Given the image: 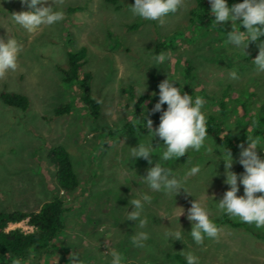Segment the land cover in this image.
<instances>
[{"label": "rangeland", "instance_id": "1", "mask_svg": "<svg viewBox=\"0 0 264 264\" xmlns=\"http://www.w3.org/2000/svg\"><path fill=\"white\" fill-rule=\"evenodd\" d=\"M115 1L64 0L63 5H56L48 0L38 7L62 9L65 18L28 32L11 16L31 9L21 0H0V38H14L22 46L19 67L0 79V95L16 93L28 101L26 109H21L6 106L0 98V210L35 212L55 197L64 200V229L55 242L57 253L44 256L40 264H70L72 253L84 264H111L113 250L123 255L122 264L187 263L182 252H192L200 264H264V228L217 209L216 203L230 189L221 159L224 150L213 139L206 141L213 154L203 148L189 150L184 157L165 162L159 159L164 151L159 137L109 134L125 120L144 122L153 115L159 102L158 85L165 79L180 89L185 87L178 81L186 62L192 67L189 85L195 98L206 102V117L221 120L225 133L233 138L252 132L251 123L264 115V72L253 63L264 37L245 41L249 43L245 50L229 44L232 22L217 25L213 20L205 26L198 18L192 20L189 12L194 0H186V9L169 14L163 24L133 16L130 5L134 0ZM236 23L239 28L240 21ZM80 51L84 53L81 72L90 74V91L99 104L97 119L85 108L79 83L62 82L68 54ZM160 53L168 59L157 65L152 57ZM232 72L237 79L231 78ZM145 84L143 95L149 99L136 116L134 100L122 90L132 87L136 99ZM60 105H68L69 113L56 115ZM162 107L167 109V105ZM259 138L258 154L264 159V134ZM151 140L152 164L132 158L131 148ZM58 146L69 153L78 180L73 192L58 187L55 169L47 159L48 151ZM239 159L240 154L233 156L231 169L238 177L244 174L239 171ZM158 161L179 176L196 164L202 170L189 178L187 192L182 189L176 197L168 196L151 190L143 179ZM238 187V195H243L239 180ZM144 194L152 202L144 205L142 218L148 223L141 229L138 221L128 220V212L134 210L130 200ZM196 199L210 209L222 229L217 239L205 238L203 245L189 234L192 224L187 213ZM179 208L184 209L182 216ZM180 226L182 241L165 239L166 231L180 230ZM13 228L31 231L25 222L8 226ZM139 231L149 235L144 247L131 242Z\"/></svg>", "mask_w": 264, "mask_h": 264}, {"label": "clouds", "instance_id": "2", "mask_svg": "<svg viewBox=\"0 0 264 264\" xmlns=\"http://www.w3.org/2000/svg\"><path fill=\"white\" fill-rule=\"evenodd\" d=\"M48 0H21L31 11H22L12 14L14 22L21 25L28 32H35L42 26H52L65 18L62 9H54L53 6L44 5ZM64 0H54L56 5H63ZM211 14L217 25L225 22H232L233 30L227 35V42L236 47H243L245 50L249 43L255 42L264 37V0H243L242 3L229 6L227 0H209ZM186 0H134L130 5L133 16L149 21H158L161 24L169 14H175L181 9H186ZM240 21L239 28L235 25ZM241 28L245 31H241ZM22 51V46L14 38L5 41L0 38V79L6 78L9 72H14L19 67L18 59ZM245 52V51H244ZM168 56L166 53L154 55L152 60L155 64L163 63ZM257 70L264 72V42L259 45V52L253 60ZM231 78L237 79L235 72L230 73ZM177 83L169 78L159 85V102L155 104L152 112H161L158 128H153V121L146 119L144 123L147 131L152 137H159L164 142V151L160 156L162 161L177 160L184 157L189 150L199 152L202 148L206 153L213 154L212 146H206L208 140L207 119L203 111L205 100L201 97H193L186 92H181ZM147 90V85L141 90L143 95ZM155 95V93H153ZM164 105L167 109L163 110ZM153 140V139H152ZM152 140L147 143H140L137 147L131 148L132 158H143L152 164L154 148ZM215 143V142H214ZM247 147L240 144L239 163L244 168V174L240 177L231 171L233 167V156L229 149L222 152L225 164V183L229 186L223 198L216 203L217 209L224 212L231 218H238L241 222L254 225L257 229L264 228V159L258 154L261 144L259 137L249 136L246 139ZM202 170V165L196 164L187 170L183 176L174 173L173 169L166 168L158 161L155 166L147 170L146 177H143L151 190L163 192L165 195L174 196L180 194L183 189L187 192L185 184L189 178L198 175ZM239 183L243 185V195H238L240 191ZM208 196V195H207ZM215 199V198H214ZM152 197L144 194L138 199H131L130 204L133 211L128 212L129 221H138L137 227H146L148 220L142 218L145 203L150 204ZM181 209V215L184 209ZM187 219L191 222V232L189 233L194 242L203 245L205 238L217 239L221 234V227L212 219V212L201 201L194 200L188 209ZM26 223V222H25ZM19 224V223H18ZM13 225V224H11ZM182 228L175 231H166V240L182 241ZM149 239L146 232L135 233L131 242L136 247H144V241ZM187 264H200L199 258L192 252H182ZM111 264H122L123 255L113 250L111 252ZM70 264H84L78 256L72 253L69 257ZM11 264H28L20 258H12Z\"/></svg>", "mask_w": 264, "mask_h": 264}, {"label": "trees", "instance_id": "3", "mask_svg": "<svg viewBox=\"0 0 264 264\" xmlns=\"http://www.w3.org/2000/svg\"><path fill=\"white\" fill-rule=\"evenodd\" d=\"M115 3V0H107ZM195 7L190 10L189 15L193 20L198 18L201 25L210 26L213 24L214 17L211 12V5L207 0H194ZM243 0H227L231 7L234 4L242 3ZM84 58L83 51L79 53L68 54V68L62 70V82L71 84L78 82L82 95V101L89 115L93 119L99 116V104L92 97L90 91L91 76L89 73L81 72L82 60ZM192 79V67L189 63H185V73L178 81L180 85L186 84L181 88V92H186L195 100L193 88L189 83ZM189 85V86H188ZM125 94H129V98L134 102L135 115L140 113L143 104L149 99L147 95H140L134 99L133 88L129 87L122 90ZM0 98L6 106L26 109L28 101L24 96L16 93H1ZM68 105L58 106L54 113L56 115H65L69 113ZM164 110V109H163ZM161 112H155L148 119L153 121V128H158L160 123ZM207 119L208 137L213 139L225 151L231 150L232 156L240 154V144L247 147L246 139L249 136L259 137L264 134V115L259 116L251 123L252 132L241 133L233 138L225 133V128L221 120L215 116L209 115ZM144 122L125 120L116 131L111 134H150ZM49 163L55 169V179L58 187L65 192H73L78 186V180L73 170L69 153L62 147H53L47 153ZM240 172H244V168H239ZM65 202L59 197H55L47 202H44L35 212H25L22 210L3 211L0 210V259H3L0 264H11L12 258H20L27 261L28 264H40L44 256L51 257L57 253L55 242L61 236L64 224L63 215L65 212ZM26 222L32 228V231L25 232L20 228L8 229L11 224ZM187 264V263H183Z\"/></svg>", "mask_w": 264, "mask_h": 264}, {"label": "built area", "instance_id": "4", "mask_svg": "<svg viewBox=\"0 0 264 264\" xmlns=\"http://www.w3.org/2000/svg\"><path fill=\"white\" fill-rule=\"evenodd\" d=\"M28 226V225H27ZM29 227V226H28ZM30 229H31V231H32V228L31 227H29ZM30 232V231H29Z\"/></svg>", "mask_w": 264, "mask_h": 264}]
</instances>
